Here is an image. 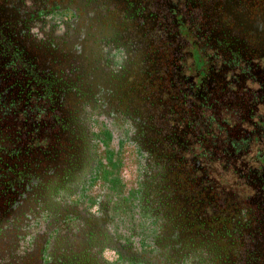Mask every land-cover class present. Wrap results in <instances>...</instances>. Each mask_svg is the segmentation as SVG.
I'll list each match as a JSON object with an SVG mask.
<instances>
[{
    "label": "flooded vegetation",
    "instance_id": "obj_1",
    "mask_svg": "<svg viewBox=\"0 0 264 264\" xmlns=\"http://www.w3.org/2000/svg\"><path fill=\"white\" fill-rule=\"evenodd\" d=\"M0 264H264V0H0Z\"/></svg>",
    "mask_w": 264,
    "mask_h": 264
}]
</instances>
